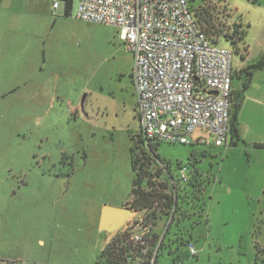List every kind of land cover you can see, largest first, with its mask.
Segmentation results:
<instances>
[{
    "label": "rangeland",
    "instance_id": "obj_1",
    "mask_svg": "<svg viewBox=\"0 0 264 264\" xmlns=\"http://www.w3.org/2000/svg\"><path fill=\"white\" fill-rule=\"evenodd\" d=\"M226 3L248 29V13L258 12L256 1ZM77 6L73 0L67 16L64 0H0V200L6 192L7 202L19 203L21 222L13 235L21 251L38 254L35 264H94L100 246L76 233L77 226L88 230L103 201L129 198L134 177L130 149L140 126L133 56L117 27L76 18ZM193 6L218 11L226 27L238 22H232L228 7L223 12L219 0ZM217 43L232 51L237 73L241 55H247L243 42L237 50L222 38ZM204 150L200 144L156 146L155 155L174 177L177 164L205 175L203 217L198 224L195 216L182 220L179 230L171 227L156 264H264V150L244 151L231 172L233 157L222 164L220 149L201 155L197 163L190 158ZM140 151L159 165L142 143ZM64 206L73 209L72 215ZM37 228L44 246L33 245ZM175 233L194 245L195 256L187 245L173 242Z\"/></svg>",
    "mask_w": 264,
    "mask_h": 264
},
{
    "label": "built area",
    "instance_id": "obj_2",
    "mask_svg": "<svg viewBox=\"0 0 264 264\" xmlns=\"http://www.w3.org/2000/svg\"><path fill=\"white\" fill-rule=\"evenodd\" d=\"M58 6L54 1L53 9ZM75 16L119 29L133 56L131 79L144 147L204 144L207 136L215 146L229 145L232 51L206 37L188 0H78ZM159 165L171 187L190 179L187 165L177 164V177L168 164ZM126 227L131 241L146 247L151 221L141 213ZM187 246L192 256L197 254L192 243ZM142 253L137 260L144 262L147 249Z\"/></svg>",
    "mask_w": 264,
    "mask_h": 264
},
{
    "label": "trees",
    "instance_id": "obj_3",
    "mask_svg": "<svg viewBox=\"0 0 264 264\" xmlns=\"http://www.w3.org/2000/svg\"><path fill=\"white\" fill-rule=\"evenodd\" d=\"M191 11L198 21L203 33L206 37L215 44L217 39L222 38L229 43L235 50L238 49V43L243 40L245 35V27L243 24L234 23L233 26L226 27L221 21L218 11L205 8H196L204 0H188ZM224 9L228 7L224 0H219ZM73 0H64V14L70 15ZM196 8V9H195ZM231 29V30H230ZM263 60L252 64L250 67H261ZM238 101L232 97L231 112H230V142L236 145L240 140L238 133V123L236 120V109ZM139 143H142L140 136L137 143L131 147L130 162L134 173L132 186L129 198L124 205L133 211L143 214V217L150 220L152 226L156 227L158 221L165 217H170V221L165 229L164 234L156 232L152 228L150 237L147 239L146 247L134 244L131 239V229L120 228L115 232L110 241L102 248L94 264H156L158 252L165 246V235L171 227L176 230L180 228V222L184 219L193 218V224H198L203 217V201L200 194L202 192L201 175L193 168L190 179L186 183L177 182L174 187H171L165 177L164 169L153 160L146 152H137ZM157 144H149L148 148L152 152L153 157L158 159L159 163H164L155 155ZM256 147H261L255 144ZM264 146V145H263ZM167 170L168 166H167ZM174 189V190H173ZM162 235V236H161ZM176 237L173 242L180 241L181 244L187 245L190 243L175 233ZM142 248L147 249V254L144 256V262L140 259L143 257ZM154 255L153 263H150V258ZM147 259V261H146ZM137 260V262H136ZM9 263V262H8ZM7 263V264H8Z\"/></svg>",
    "mask_w": 264,
    "mask_h": 264
},
{
    "label": "crops",
    "instance_id": "obj_4",
    "mask_svg": "<svg viewBox=\"0 0 264 264\" xmlns=\"http://www.w3.org/2000/svg\"><path fill=\"white\" fill-rule=\"evenodd\" d=\"M255 1L256 3H253V6L258 9V12L254 15L250 12L248 13L249 27L248 29H245V35L242 40L243 45L245 46V49L247 51V55L244 57L243 55H241L242 61L238 67V72L236 73L233 70L232 95L234 99L238 101V107L236 109V120L238 123V133L240 140L236 145H232L230 142V138L229 145L213 146L211 139L207 138V141L204 144H200L206 147L207 150H204L202 152L193 151L190 156V158L194 160L195 163H197L201 155L207 156L208 154H210L212 149H220L223 151L224 154L221 159L222 164L228 156L233 157V160L228 164V171L230 172L232 171L231 169L233 167L235 168V166L238 165L241 160V155L244 151L249 152L251 154L252 149L264 150V64L262 65V68L258 71L252 72L251 70L247 69L249 64L255 63L258 58L262 54H264V0ZM224 2L226 3V0H224ZM227 6L233 14V16L231 17L234 18L232 22L238 21L237 23L240 22L244 25V21L241 16L239 18H235V16H237L236 10L230 7L228 4ZM254 23L257 24V28L255 31L252 30ZM252 51H255V55L252 53ZM255 144H259L261 147H256ZM194 168L198 170L201 175V178L205 176L202 170L198 169L197 167ZM169 173L172 175L171 172ZM218 178H224L222 176L221 170L218 175ZM204 190L205 187L202 188V191ZM5 198H7L6 192H3L1 194L0 200V264H7L8 262V264H14L15 262H17V264H35L36 262L40 261V259L38 258V254L31 253L29 255L26 254L24 251H21L23 250L21 249V241L18 237L13 235L17 226L21 222V220L17 219L21 207L19 203L16 204V201L10 203L7 202ZM127 200L128 198L124 201L119 202L116 201V199L103 201L102 203H100L97 213H94L89 225V229L86 231H82V229L77 226L76 233H85L83 234L84 237L88 235L87 237L90 238V241L92 243H94L96 246H100L101 251L102 248L110 241V239L116 232H106L100 230L99 225L102 208L105 205L114 207H125L124 205L126 204ZM64 207V209H66L67 214L72 215L73 209L69 208L68 206ZM140 216L141 213L132 210V213L126 220V224L121 228H126L128 223L132 222V220L139 218ZM75 217L76 216L73 215V218ZM157 223L158 225L156 227L153 226V228H155V231L159 233L164 232L168 225L167 219L163 217ZM56 225L57 229H63V226H60L58 223H56ZM68 229L69 228H66V230ZM36 231L37 236H35L34 243H31H33V245L40 244L44 246L45 241L39 235L40 229L37 228ZM2 233H6V235L10 236H4V238H2Z\"/></svg>",
    "mask_w": 264,
    "mask_h": 264
},
{
    "label": "water",
    "instance_id": "obj_5",
    "mask_svg": "<svg viewBox=\"0 0 264 264\" xmlns=\"http://www.w3.org/2000/svg\"><path fill=\"white\" fill-rule=\"evenodd\" d=\"M83 106V101L81 103ZM132 213L128 207H114L105 205L102 208L99 228L106 232H115L126 224L127 218Z\"/></svg>",
    "mask_w": 264,
    "mask_h": 264
}]
</instances>
